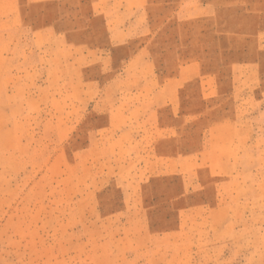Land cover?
Returning a JSON list of instances; mask_svg holds the SVG:
<instances>
[{
  "label": "rangeland",
  "instance_id": "374dc122",
  "mask_svg": "<svg viewBox=\"0 0 264 264\" xmlns=\"http://www.w3.org/2000/svg\"><path fill=\"white\" fill-rule=\"evenodd\" d=\"M0 264H264V0H0Z\"/></svg>",
  "mask_w": 264,
  "mask_h": 264
}]
</instances>
